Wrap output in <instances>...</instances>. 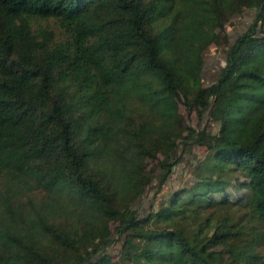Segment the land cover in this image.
I'll return each mask as SVG.
<instances>
[{
	"label": "trees",
	"instance_id": "16d2710c",
	"mask_svg": "<svg viewBox=\"0 0 264 264\" xmlns=\"http://www.w3.org/2000/svg\"><path fill=\"white\" fill-rule=\"evenodd\" d=\"M0 264H264V0H0Z\"/></svg>",
	"mask_w": 264,
	"mask_h": 264
},
{
	"label": "rangeland",
	"instance_id": "374dc122",
	"mask_svg": "<svg viewBox=\"0 0 264 264\" xmlns=\"http://www.w3.org/2000/svg\"><path fill=\"white\" fill-rule=\"evenodd\" d=\"M253 18L252 11H244L241 16H234L226 25V31L229 36L230 41H234L240 34H242L250 25ZM224 47H211L206 53L204 68H203V83L206 85L212 80L216 79L218 70L224 65L225 55ZM180 114L183 116L185 126L192 128H203L209 125L208 116L203 114L198 116L194 111L188 112L185 108L180 105ZM216 128L213 129L215 132ZM192 156L187 155L183 163L174 169L173 175L167 182L166 186L162 189L161 195H165L167 190H174L179 187L182 183L190 179L189 173L190 169L194 166L196 157H202L204 154V149L201 147L194 146L191 148ZM155 182L153 183V186ZM151 188H155V187ZM154 191L151 189L145 196L144 200L140 204V209L143 213L151 209L155 210L156 202L153 201ZM153 206V208H151Z\"/></svg>",
	"mask_w": 264,
	"mask_h": 264
}]
</instances>
